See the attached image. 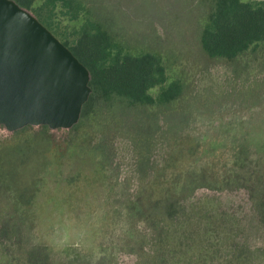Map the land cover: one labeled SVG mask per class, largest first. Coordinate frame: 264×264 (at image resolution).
<instances>
[{"label": "rangeland", "instance_id": "rangeland-1", "mask_svg": "<svg viewBox=\"0 0 264 264\" xmlns=\"http://www.w3.org/2000/svg\"><path fill=\"white\" fill-rule=\"evenodd\" d=\"M95 1L116 14L115 29L131 44L162 53L169 79L185 84L184 97L164 109L116 113L103 108L70 129L42 131L41 126H31L9 131L0 125V150L22 142H50L45 155L27 164L23 180L32 184L37 179L35 201L43 206L42 221L47 227L40 234L47 245L63 256L66 248L82 252L67 258L75 264H137L144 220L129 219L126 212L139 203L143 193H147L145 202L153 201L159 172L173 174L222 140L264 142V48L233 62L210 58L200 36L212 0ZM61 10H56L55 24L70 37L81 20H71ZM142 142H154L152 168L140 169L138 147ZM235 149L246 166L244 172L258 164L242 148ZM2 167L0 216L14 209L2 191L4 183L14 182L10 179L14 175ZM203 193L218 192L201 187L197 195ZM221 195L226 204L249 209L243 191ZM247 218L252 234L250 228L246 237H257L255 216L248 214ZM27 226L19 222L23 241L28 239ZM1 241L0 237V264H25L19 252L22 243L16 245V252L11 241Z\"/></svg>", "mask_w": 264, "mask_h": 264}, {"label": "trees", "instance_id": "trees-1", "mask_svg": "<svg viewBox=\"0 0 264 264\" xmlns=\"http://www.w3.org/2000/svg\"><path fill=\"white\" fill-rule=\"evenodd\" d=\"M16 1L33 12L89 68L93 91L80 121L103 108L116 113L170 108L184 97L185 84L169 79L162 53L131 44L115 29L117 16L103 2ZM57 8L71 20H81L70 37H65L55 24ZM200 40L212 59L233 62L253 55L258 47L264 48V1L212 0ZM41 128L49 129L47 125ZM49 144L22 142L5 152L0 150V173L5 165L14 175L10 177L14 182L2 185L14 209L0 216L1 243L11 241L16 252L23 253L25 264H75L67 258L70 253L75 257L82 252L66 248L63 256L41 238V229L47 224L42 221L43 206L35 201L37 179L32 184L23 182L27 164L45 155ZM153 146L154 142L139 144L140 169L153 167L149 165ZM237 146L246 157L259 160L253 169L248 167L244 172L246 166L241 164ZM208 169L213 170L212 174ZM158 177L154 179L157 190L151 195L153 201L145 202L147 193H143L134 209L126 212L129 219L144 220L137 264H264V142L222 140L186 161L180 170L169 175L159 172ZM201 187L218 193L197 195ZM234 190L245 193L249 209L242 204L240 209L226 204L221 193ZM248 214L258 222L257 237L245 235L251 228ZM20 221L28 225L27 241H23ZM16 245H21L19 250Z\"/></svg>", "mask_w": 264, "mask_h": 264}, {"label": "water", "instance_id": "water-1", "mask_svg": "<svg viewBox=\"0 0 264 264\" xmlns=\"http://www.w3.org/2000/svg\"><path fill=\"white\" fill-rule=\"evenodd\" d=\"M89 68L33 12L0 0V125L9 131L79 123L93 88Z\"/></svg>", "mask_w": 264, "mask_h": 264}]
</instances>
